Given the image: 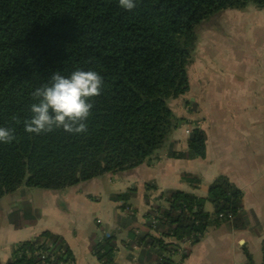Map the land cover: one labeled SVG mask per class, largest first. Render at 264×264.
<instances>
[{"label":"trees","instance_id":"trees-1","mask_svg":"<svg viewBox=\"0 0 264 264\" xmlns=\"http://www.w3.org/2000/svg\"><path fill=\"white\" fill-rule=\"evenodd\" d=\"M264 0H136L125 10L119 0H0V127L13 132L0 143V200L20 189L63 191L104 175H122L149 164L169 144L185 121L169 105L190 90L188 65L197 44V29L225 11L243 12ZM102 77L87 130L70 134L55 129L40 135L25 131L32 93L50 84L54 72L75 70ZM207 136L194 129L185 151L168 147L174 160L204 159ZM180 180L196 189L199 179ZM157 193L156 186L145 185ZM136 191L115 194L119 226L134 223L129 201ZM149 203V195H145ZM145 215L144 232L131 229L128 247L141 250L149 264L172 260L179 244L197 243L210 227L229 225L242 231L253 214L243 206L241 191L217 178L201 198L176 190L157 193ZM212 206V214L206 211ZM260 236L258 225L253 227ZM90 250L101 264H115L116 235L92 240ZM245 264H255L245 250ZM6 264H75L65 241L45 231L20 243ZM264 264V248L262 261Z\"/></svg>","mask_w":264,"mask_h":264},{"label":"crops","instance_id":"crops-1","mask_svg":"<svg viewBox=\"0 0 264 264\" xmlns=\"http://www.w3.org/2000/svg\"><path fill=\"white\" fill-rule=\"evenodd\" d=\"M261 26L259 29L264 28ZM254 42L256 55H244L243 68L237 65L242 53L235 57L237 69L231 81L220 83L216 74L224 65L219 61L212 74L215 75L213 84L206 85L208 78L205 79L204 72L201 93L199 86L193 88L190 81V90L185 96L170 103L175 117L185 122L172 133L169 144L151 163L122 175L107 174L63 191H36L40 193L28 198V189L23 188L17 192L20 194L17 200V193L3 197L0 200V264L11 259L20 243L45 231L65 241L75 264H101L91 253L90 243L113 234L117 239L115 264H149L139 248L128 247L126 243L129 230H146L145 215L158 202L157 193L176 190L205 198L208 187L219 177L227 178L241 191L244 209L253 214L254 220L242 231H234L227 224L208 228L197 243L185 246L181 263L245 264L247 250L253 262L260 264L264 248V34L257 35ZM211 59L217 60L214 56L208 60ZM195 64H198L196 59ZM186 99L187 105L183 103ZM194 129L207 136L205 158L170 159L169 145L176 152L185 151ZM182 174L198 178L199 186L193 189L183 183ZM148 184L156 186L158 192H147L145 185ZM133 189L136 195L129 204L136 210L134 223L119 226L117 214L121 203L112 201L111 197ZM145 195H149L148 204ZM17 202H23L28 211L30 202L32 219L20 223L13 220ZM206 211L212 214V206L207 205ZM256 225L260 236L253 231ZM172 260L180 262L176 252Z\"/></svg>","mask_w":264,"mask_h":264},{"label":"rangeland","instance_id":"rangeland-1","mask_svg":"<svg viewBox=\"0 0 264 264\" xmlns=\"http://www.w3.org/2000/svg\"><path fill=\"white\" fill-rule=\"evenodd\" d=\"M255 8L254 5H249L241 13L236 11L221 12L197 29L198 46H195L191 63L188 65V76L193 88L199 86L200 93V84L203 83L204 74L206 76L207 74H214V67L219 61L224 66L221 67L223 70L219 73L220 75H216H218L220 83L223 84L227 80L231 81L234 76V70L237 69L234 62L235 57L239 56V53H242L243 56L237 61V65L243 68L244 65L242 62L244 61L243 58H245L244 55H250L255 52L254 47L256 43L254 40L257 35L264 34V28L259 29L262 24L264 25V9L261 11ZM256 24L258 26L257 28H255ZM255 55L256 53L252 56ZM212 56L217 60H208ZM195 59L198 64L194 65ZM206 76L205 79L208 78L205 81L206 85L213 84L215 75L211 77ZM206 88L208 89L209 86ZM189 95L191 96L193 94L189 93ZM187 102L188 100L186 99L183 103L187 105ZM27 191L28 198L29 195L32 196L40 193L36 191H41L42 193V190L35 189H29ZM19 195L18 193L15 194L16 200ZM17 203L19 205L13 211V220L20 223L32 219L34 214L32 213L30 202L29 211L23 207V202ZM207 205L209 206L210 204ZM21 213L24 215L23 218Z\"/></svg>","mask_w":264,"mask_h":264},{"label":"clouds","instance_id":"clouds-1","mask_svg":"<svg viewBox=\"0 0 264 264\" xmlns=\"http://www.w3.org/2000/svg\"><path fill=\"white\" fill-rule=\"evenodd\" d=\"M119 6L131 11L136 0H119ZM50 81L32 93L36 102L31 105V117L24 122L25 131L34 135L55 129L70 134L85 132L94 106L90 101L100 95L102 77L95 71L77 69L67 77L54 72ZM13 138L11 129L0 127V143H10Z\"/></svg>","mask_w":264,"mask_h":264},{"label":"built area","instance_id":"built-area-1","mask_svg":"<svg viewBox=\"0 0 264 264\" xmlns=\"http://www.w3.org/2000/svg\"><path fill=\"white\" fill-rule=\"evenodd\" d=\"M191 244H194L192 240H187L181 244H179L178 246V250L176 252V254L178 255L179 257V260L181 262V257L184 256L186 254V249H185V246L186 245H191Z\"/></svg>","mask_w":264,"mask_h":264}]
</instances>
